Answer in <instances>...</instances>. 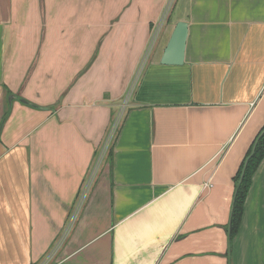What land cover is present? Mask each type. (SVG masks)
<instances>
[{"label": "crops", "instance_id": "0c3cea01", "mask_svg": "<svg viewBox=\"0 0 264 264\" xmlns=\"http://www.w3.org/2000/svg\"><path fill=\"white\" fill-rule=\"evenodd\" d=\"M62 1L0 0V264H264V161L229 239L264 128V0H177L96 176L124 93L44 64L39 21ZM144 9L99 16L97 38L118 21L146 45L161 9ZM182 22L184 64L164 66Z\"/></svg>", "mask_w": 264, "mask_h": 264}, {"label": "rangeland", "instance_id": "374dc122", "mask_svg": "<svg viewBox=\"0 0 264 264\" xmlns=\"http://www.w3.org/2000/svg\"><path fill=\"white\" fill-rule=\"evenodd\" d=\"M113 1L63 0L61 4H50L47 7L46 22L43 18L39 21V24H43L45 29L51 28L50 33H47V39L43 45L42 42L40 45H36L41 58H45L44 64L51 67L50 72H54L53 75L56 78L63 77L66 73L67 79L68 71L74 75L76 70L78 72L88 70L86 78H90L92 83L100 81V83L108 84L112 80V76L113 80L117 78L119 80L117 83L120 84V93H124V95H122L123 98L120 100L118 98V101L111 104L112 112L115 113L113 114V125L110 127L111 131L107 141L103 143L96 158L94 172H92L95 176L103 169L105 156L103 159L101 156L104 155L109 140H112L118 131V125L123 117L122 111L132 102L134 90L145 68L150 65V57L159 40V30L162 24H165L169 16L173 14L172 11L177 2V0H163L160 4H153L152 2L160 0H121L116 2L121 5L116 6ZM148 7L152 8L155 14H157L158 9H161V15L158 20L154 21V30L146 45L143 44L140 31L136 33L132 30L131 32L124 23L119 24L118 21L115 30H111V28L101 29L100 38H97L99 31L96 23L100 18L99 16H107L106 20L108 21V16L117 12L119 17L122 16L123 22L124 16L129 15L128 10L133 8V13H138ZM127 18L129 17L127 16ZM126 22L129 24L130 20L127 19ZM43 26L42 30H45ZM133 28L135 27L133 26ZM42 30L38 31L39 35L44 33ZM86 60L89 61L88 66L85 67ZM113 80L111 82H114ZM79 211H75V213L77 214Z\"/></svg>", "mask_w": 264, "mask_h": 264}, {"label": "trees", "instance_id": "16d2710c", "mask_svg": "<svg viewBox=\"0 0 264 264\" xmlns=\"http://www.w3.org/2000/svg\"><path fill=\"white\" fill-rule=\"evenodd\" d=\"M30 107L34 108V106ZM8 114L9 112H7L4 122H6L9 116ZM253 142L254 143L246 155L245 160L235 178V196L231 208L232 213L229 223V239L231 243H233L241 228L245 212V204L250 193V188L252 187L254 174L264 161V128Z\"/></svg>", "mask_w": 264, "mask_h": 264}, {"label": "water", "instance_id": "95a60500", "mask_svg": "<svg viewBox=\"0 0 264 264\" xmlns=\"http://www.w3.org/2000/svg\"><path fill=\"white\" fill-rule=\"evenodd\" d=\"M175 29L176 30L172 35L167 45L168 47L166 48L165 53L160 61L164 66H182L184 64L186 41L189 33L188 25L182 22L179 23ZM21 101L25 105L34 106V108L38 107L26 99H22Z\"/></svg>", "mask_w": 264, "mask_h": 264}, {"label": "built area", "instance_id": "2783aa9c", "mask_svg": "<svg viewBox=\"0 0 264 264\" xmlns=\"http://www.w3.org/2000/svg\"><path fill=\"white\" fill-rule=\"evenodd\" d=\"M206 187H211V185H208V184H207Z\"/></svg>", "mask_w": 264, "mask_h": 264}]
</instances>
